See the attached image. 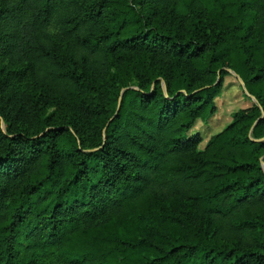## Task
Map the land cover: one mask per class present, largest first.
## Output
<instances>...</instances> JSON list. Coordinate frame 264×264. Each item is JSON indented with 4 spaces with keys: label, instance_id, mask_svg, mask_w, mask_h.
<instances>
[{
    "label": "trees",
    "instance_id": "trees-1",
    "mask_svg": "<svg viewBox=\"0 0 264 264\" xmlns=\"http://www.w3.org/2000/svg\"><path fill=\"white\" fill-rule=\"evenodd\" d=\"M0 264H264V0H0Z\"/></svg>",
    "mask_w": 264,
    "mask_h": 264
},
{
    "label": "rangeland",
    "instance_id": "rangeland-1",
    "mask_svg": "<svg viewBox=\"0 0 264 264\" xmlns=\"http://www.w3.org/2000/svg\"><path fill=\"white\" fill-rule=\"evenodd\" d=\"M218 111L207 121H198L191 129L189 136L200 134L202 143L199 149L203 151L211 137L221 133L232 122L234 114L251 107L255 100L248 94L237 76L231 75L225 78L221 95L215 100Z\"/></svg>",
    "mask_w": 264,
    "mask_h": 264
},
{
    "label": "water",
    "instance_id": "water-1",
    "mask_svg": "<svg viewBox=\"0 0 264 264\" xmlns=\"http://www.w3.org/2000/svg\"><path fill=\"white\" fill-rule=\"evenodd\" d=\"M231 72V71H230ZM232 74H234L235 76H237L234 72H231ZM237 78H239L238 76H237ZM239 80L241 81V83L243 84V82H242V80L239 78ZM217 82H219V79L217 80ZM243 86H244V84H243ZM245 88V87H244ZM246 90V89H245ZM247 92V91H246ZM248 93V92H247ZM254 99V98H253ZM255 100V99H254ZM255 102H256V100H255ZM119 107H120V105H119ZM119 109V108H118Z\"/></svg>",
    "mask_w": 264,
    "mask_h": 264
}]
</instances>
